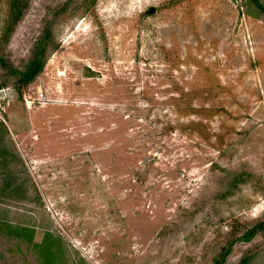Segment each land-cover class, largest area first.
Returning <instances> with one entry per match:
<instances>
[{
  "label": "rangeland",
  "instance_id": "374dc122",
  "mask_svg": "<svg viewBox=\"0 0 264 264\" xmlns=\"http://www.w3.org/2000/svg\"><path fill=\"white\" fill-rule=\"evenodd\" d=\"M10 1L0 264H264V0Z\"/></svg>",
  "mask_w": 264,
  "mask_h": 264
},
{
  "label": "trees",
  "instance_id": "16d2710c",
  "mask_svg": "<svg viewBox=\"0 0 264 264\" xmlns=\"http://www.w3.org/2000/svg\"><path fill=\"white\" fill-rule=\"evenodd\" d=\"M10 2L11 3L9 4L8 10V21H10V23H14V21H16L21 15L22 5H20V0H11ZM258 5L264 11V7H262L260 4ZM49 35L50 34L48 30L44 29L36 40L33 46L30 60L28 61L25 69L19 72L20 77L18 81L20 82V84H26L27 82H29L43 68L45 60L44 57H46L44 55L46 47L48 45V41L50 39ZM263 229L264 221L256 223L251 228L244 231L240 236H238L237 240L249 241L257 232ZM235 239L229 241V243L221 248V251L214 259L215 264H224V262L226 261V257L231 251V247L234 244ZM239 264H246V259H242Z\"/></svg>",
  "mask_w": 264,
  "mask_h": 264
}]
</instances>
